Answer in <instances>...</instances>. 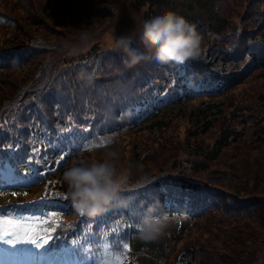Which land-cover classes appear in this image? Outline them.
<instances>
[{
    "label": "trees",
    "instance_id": "16d2710c",
    "mask_svg": "<svg viewBox=\"0 0 264 264\" xmlns=\"http://www.w3.org/2000/svg\"><path fill=\"white\" fill-rule=\"evenodd\" d=\"M68 1L46 0L42 5L56 10ZM72 2L67 10H75L73 14L66 15L63 13L66 9L60 8L54 19L41 21L33 12L36 8L31 0H0V156L7 157L0 167L11 169L1 189L18 188L21 195L25 194L22 199L30 200L31 191L19 185V180L21 175L31 172V166L46 174V169L52 168L59 156L68 161V167L74 159L101 160L97 155L108 149L116 150L120 154L117 167L129 169V185H135L124 193L125 199L130 198L127 207L115 206L93 218L81 216L67 196V186L48 177L49 181H54L48 187L51 193L48 197L55 202L39 201L33 205L37 211L50 212L57 217L59 227L54 237L57 248L59 238L65 244L79 238L81 241L74 248L77 259H82L90 250L100 252L95 245L99 246L105 236L112 250L116 244L120 250L122 244L128 245L124 252L131 250L134 256L130 264H139L138 257H146L153 264H243L246 259L241 257L237 246L217 235L205 233L210 234L209 240L216 239L214 248L210 243L203 246L200 240L193 243L189 240L203 219L212 220L219 214L241 217L243 225L252 214L264 220V189L258 186V180H252L246 189L235 187L229 191L217 181L232 184V173L208 169V163L215 162L228 147V140L242 139L240 131L248 138V143L256 146L259 158L264 153V0H133L135 7L144 6L143 21L172 11L195 25L203 39L198 60L175 65L159 64L151 59L131 69L123 65L122 54L113 50V46L88 45L82 49L85 43L81 39L86 36L91 39L95 30L106 28L104 13L110 14L111 19L113 13L108 6H116L119 0H107L110 4L105 6L95 4L90 11H82V5L78 8L76 2ZM16 5L20 10L24 5L32 10L17 13ZM94 16L103 20L91 25L90 19ZM17 18L26 21L36 32L17 39L14 48L9 49L7 40L16 38V32L22 35ZM77 26L80 32L72 30ZM140 32L141 27L127 35L134 38L131 47L150 55L140 40ZM51 35L53 38L48 39ZM81 70L86 72L84 78L78 77ZM254 77L256 82L252 87ZM183 80H188L190 85L182 84ZM163 91L183 100L239 93L237 104L240 106L234 105L230 109L235 111L226 112V121H236L241 127L238 132L225 127L229 131L195 155L198 161L195 158L184 165L174 163L175 157L169 156L155 164L157 167L151 171L137 155L134 143L129 141L135 139L126 138L132 135L133 128L141 126L144 112L151 109L145 119H153L167 107L165 103L160 107L155 105L154 97ZM137 104L138 110L135 109ZM158 122L159 119H155L154 123ZM230 134L233 139H228ZM92 143H103V149L89 158L95 153L89 149ZM122 154L126 162L121 161ZM139 164L144 166L142 172L134 167ZM229 174L232 176L226 180ZM145 175L147 181H140ZM32 177L42 182L37 175ZM11 181L18 186L10 187ZM236 184L243 185L239 180L233 183ZM152 204H158V213L187 223V228L156 241L141 240L137 225ZM254 223L264 226V222L261 225L254 220ZM252 228V225L246 227L249 229L246 232L238 229L239 234L246 235L239 242L234 239L240 250L248 235L256 234ZM190 229L182 251H175V243L185 238ZM231 231L234 230L228 232L230 235ZM87 243L90 246L85 253L82 247ZM67 252L69 256L68 249Z\"/></svg>",
    "mask_w": 264,
    "mask_h": 264
},
{
    "label": "rangeland",
    "instance_id": "374dc122",
    "mask_svg": "<svg viewBox=\"0 0 264 264\" xmlns=\"http://www.w3.org/2000/svg\"><path fill=\"white\" fill-rule=\"evenodd\" d=\"M31 1L36 8L35 11L33 10V12L41 21H43L44 19L50 21L51 19H54L57 16L56 10H60V8L66 9V11L63 12L66 15L73 14L75 10H67L69 3H73L72 1L76 2L78 8L80 5H82L80 8L82 11H84L85 9L87 11H90L89 8H93V5L95 4H102L104 6L110 4L107 3V0H69L68 2H64L62 5H59V7H57V9L55 10L51 7H43L46 0ZM132 2L133 0H119L116 6H108L113 14L112 18L110 19V14L104 13V19L107 20V22L104 24V27L106 28L100 29L98 31L95 30V33H93V37L91 39H89L91 36H86L85 38L81 39L82 43H85V46L82 49H85L86 47H88V45H92L95 48H110L113 46L114 37L127 36L131 33H134L135 31H138L141 27V22L143 21L142 17L144 6L135 7ZM1 4L3 5V1ZM76 4L73 6L74 8ZM1 8L2 6H0V9ZM15 9L17 13L32 10L25 5L21 10L18 5H16ZM17 19L22 35L19 34V32H16V38L12 37L11 39L10 37L7 40L10 41L7 43L9 49L14 48L16 44L15 41L17 39L22 37L25 39L36 32L28 25L26 21H23L19 18ZM102 20L103 18L94 16L90 19L89 24L94 25L101 22ZM72 22L76 23V20ZM65 23H67V21ZM62 26H64V24H62ZM97 27L98 26H96V29ZM72 30L74 32L81 31L78 26L74 27ZM56 33L59 32L57 31ZM52 38V35L48 37V39ZM79 50L81 49L79 48ZM12 68H14L13 70L16 69L15 67ZM179 71H181V69ZM255 82L256 78L254 77L251 81L252 87ZM182 84L190 85V82L188 80H183ZM234 93L235 94L228 97H223L222 95L195 96L193 98H186L183 100L182 98L179 99L178 95H174L167 91L160 92L154 97L155 105L156 107H160L161 104L165 103L167 107L161 109L159 111V114L153 119H145L151 109L144 112L142 115L143 122L141 123V126L137 129L133 128L132 135L126 139H135L129 141L130 143L131 141L134 143L137 155L142 158V161H145L146 164L151 167V171L154 170L155 167H157L155 164H160L164 158H167L169 156L175 157L173 161L174 163L178 162L179 164L184 165L192 163V160L195 158L196 161H198L199 158L195 157V155L200 152L201 149H204L205 146H210L214 139L220 138V136L224 132L229 131L225 129V127L234 131L239 130V127H241V124L236 121H226V117L228 116L226 112L235 111L233 109H230L234 108L232 107L234 105L240 106L239 104H237V99L238 97H240V95L239 93ZM232 101L236 102L232 103ZM138 108L139 106L137 105L136 109ZM215 110H219V112ZM216 112L217 114H215ZM155 119H159L158 124L154 123ZM238 133L242 136V139H240L239 141L228 140V147L224 148L222 154H220L215 162H212L211 164L208 163V169L212 168V170L214 169L216 171H219L220 173H222V171L232 173L234 177L232 184H221L220 181H217L223 188L228 189L229 191L236 189L235 187L239 189L244 187V189H246L249 183L254 179L258 180V186L264 189V153L259 158V155L256 151V146L252 143H248V138H244L241 131ZM228 139H233V135L230 134ZM129 146L131 148V145ZM89 149L95 152L92 154V156H88L89 158H92L96 153L103 149V143L101 145H95L94 143H92L89 146ZM103 154H99L100 156H97L103 158ZM56 160V165H54L53 168L46 169L45 179L39 186L36 185L37 182L34 180H30L26 184L25 188H29L28 191H31L30 194L33 195L32 198H39L42 195H46L45 193H43V191H40V189H48V185H50L51 182H54L49 180L47 182L46 179L49 176H52V180H55L56 183H59V181H61V177L63 176L64 171L67 169L68 161L60 158H57ZM121 161L126 162L124 154L121 155ZM3 168L9 175L11 169L9 167ZM246 169H252V171H243ZM243 172H246L245 174H247V176H244ZM232 175L229 174L225 179L228 180ZM221 180L223 181L222 178ZM237 180L242 182L243 185H233V183H235ZM243 181L245 182V184L243 183ZM9 190L10 191L8 192H0V206H5L6 209L11 208L12 205H16V201L24 200L22 198L25 196V194L20 195L19 191H12L13 189L11 188H9ZM31 200L29 202H18L19 204L22 203L24 205H22V210L20 208L21 205H19L20 207L17 208L18 211L21 210L24 216L27 217L25 223H27L28 226L33 229V231L28 234V237L34 238L38 242L41 239L43 241L44 238L49 239L50 233L48 231V233H43L45 227L48 224H53L55 226L56 223L58 224V220L51 213H47L44 211L40 214L38 211H34V209L30 210L32 207V203L37 202L35 201L36 199L32 201ZM215 217H212V220L203 219L200 222L201 226L198 225V229L194 230L196 232H194L189 241L193 243L196 240H200L201 245H203L204 243L209 245L210 243L212 248H214V246L216 245V239L209 240L207 237L210 236V234H205L209 232L213 235H217L223 238L228 244L237 246V250H239V253H241V257L246 259L243 264H264V226H257V223H254L255 220L262 225L264 220L257 219L258 217L252 214V216L250 215L247 217L248 221L246 222V225H243V222L239 220L241 217L234 218L235 216H231L229 214H219L218 217ZM251 225L256 234H249L245 239L242 250H240L241 248L237 243L240 239L245 238L246 235L242 236L237 231L238 229L242 228V230L246 232L247 230H249L246 229V227L251 228ZM187 226V223L185 224L177 218H170L169 226L164 230L163 235H161L160 237L164 238L172 232L176 233L178 229L180 231L183 227L187 228ZM9 227L10 226L7 225H0V229H8ZM191 230L192 229L187 232L188 234L185 236V238L179 239V241L175 243V245L173 246V249L175 251H182V248L185 245L184 241L191 233ZM230 230H234L231 231V235L230 233H228L230 232ZM41 233L42 235H40ZM181 235H183V233L180 234V236ZM238 235L242 237L240 238ZM22 238L26 237H24V233L20 231H17V235L12 237L13 240ZM103 238L104 240L99 246L95 245L97 249L98 247L99 249H101L100 252H98V250L96 252L90 250L84 258L78 261L74 260V258H77V251L74 247L78 242L81 241V239L79 238L72 239V244H65L59 238V240L57 241L59 250L57 249L56 251H54V249L51 251H46V249H49L50 247L49 242L43 250L29 244L17 243L15 247H12V245L0 244V264H113L116 256H123V264H130V262H127L126 259L131 258L130 255L128 256V253H130L129 251L131 250L125 253V249L123 247L127 244H122V249L117 252L111 249L110 243L108 242L107 238L105 236ZM235 238H237V243L234 242ZM89 246L90 243H87L82 247L85 253L88 251ZM219 248L220 247L216 246V249ZM18 249H32V251L16 254ZM67 249L70 252V256L73 257L72 260L67 258ZM247 249L250 252H245V250ZM237 250L235 251L238 253ZM12 257H15V259ZM138 260L139 264H153V261H150L146 257H138ZM233 264H238V262H234Z\"/></svg>",
    "mask_w": 264,
    "mask_h": 264
},
{
    "label": "clouds",
    "instance_id": "9594fccd",
    "mask_svg": "<svg viewBox=\"0 0 264 264\" xmlns=\"http://www.w3.org/2000/svg\"><path fill=\"white\" fill-rule=\"evenodd\" d=\"M133 39V36L113 38V50L122 54V63L129 69L151 59L159 64L183 65L200 59L202 55L203 38L196 26L172 11L162 12L142 22L140 40L150 55L134 50L131 47ZM85 75V70H81L78 77L84 78ZM88 79H91L90 75ZM119 155L118 151L108 149L101 160L79 158L71 161L61 182L67 186V196L76 213L93 218L115 206H128L130 198L125 199L124 193L131 191L135 185H129V169L117 167ZM134 167L142 172L144 166L139 164ZM140 181H147V176H142ZM157 209L158 204L149 205L137 225L139 238L145 242L158 240L169 226V216L158 213Z\"/></svg>",
    "mask_w": 264,
    "mask_h": 264
},
{
    "label": "snow or ice",
    "instance_id": "6c2138e0",
    "mask_svg": "<svg viewBox=\"0 0 264 264\" xmlns=\"http://www.w3.org/2000/svg\"><path fill=\"white\" fill-rule=\"evenodd\" d=\"M7 159L6 156H0V165L3 164V161ZM40 169H37V175L40 173ZM6 191V189H0V192ZM15 194V193H13ZM67 199V197H64ZM27 220V217L24 216L22 211H18L16 206H13L12 208L4 209L0 208V225H7L10 226L8 229H0V244L4 245H12V247H15L17 243L20 244H29L34 245L36 248H44V245L47 243V239L44 238L43 243L38 242L34 238H29L28 234L33 231L31 227L28 226L25 221ZM57 227L59 225L57 224ZM17 231L23 232L24 237L22 239L13 240L12 237L17 235ZM49 232L55 231V228H51L48 230ZM124 249H127V245L123 246ZM51 246L49 249H46V251H51ZM120 246L119 244H116L114 247V251H119ZM32 249H18L16 254L31 252ZM124 257L123 256H116L115 261L113 264H123Z\"/></svg>",
    "mask_w": 264,
    "mask_h": 264
}]
</instances>
